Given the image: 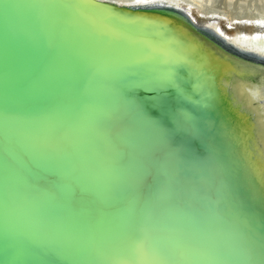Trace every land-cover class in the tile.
<instances>
[{
  "label": "water",
  "instance_id": "95a60500",
  "mask_svg": "<svg viewBox=\"0 0 264 264\" xmlns=\"http://www.w3.org/2000/svg\"><path fill=\"white\" fill-rule=\"evenodd\" d=\"M178 10L0 0V264H264L260 103Z\"/></svg>",
  "mask_w": 264,
  "mask_h": 264
},
{
  "label": "bare ground",
  "instance_id": "6f19581e",
  "mask_svg": "<svg viewBox=\"0 0 264 264\" xmlns=\"http://www.w3.org/2000/svg\"><path fill=\"white\" fill-rule=\"evenodd\" d=\"M112 5L129 7L131 9L149 7L152 5L170 6L171 8L181 9L178 11L188 15L191 20L197 25L205 28V35L211 38H218L221 42L228 46L230 51H234L236 55H230L222 52L227 58L236 65L239 63L240 56H253L263 63H259L264 71V17L252 16H230L217 11L207 10L204 5H201L197 0H101ZM227 39V40H226ZM224 44V45H225ZM216 50L221 52V49ZM240 62L243 63V60ZM252 62V61H251ZM253 63V62H252ZM255 64V62H254ZM255 75V74H254ZM244 86H243V85ZM248 84V85H247ZM244 84L241 82L239 86L240 95L248 96V104L251 105L254 101L260 104L256 107L255 112L259 114L256 118L259 121V128L262 130V141L264 140V72L260 73L259 77L251 78L250 81ZM233 103L240 106V110L244 109L231 93ZM254 107V106H252ZM253 109V108H252ZM243 112V111H242ZM264 146V145H263ZM260 147V152L264 153V147ZM262 153V154H263ZM262 156V155H261ZM262 159V158H261Z\"/></svg>",
  "mask_w": 264,
  "mask_h": 264
},
{
  "label": "rangeland",
  "instance_id": "374dc122",
  "mask_svg": "<svg viewBox=\"0 0 264 264\" xmlns=\"http://www.w3.org/2000/svg\"><path fill=\"white\" fill-rule=\"evenodd\" d=\"M204 5L207 10H213L230 16H261L264 17V0H197ZM248 60L244 65H238V70L247 79L258 78L260 73L264 72L262 67L254 64V61ZM246 64V65H245ZM255 74V75H254Z\"/></svg>",
  "mask_w": 264,
  "mask_h": 264
}]
</instances>
